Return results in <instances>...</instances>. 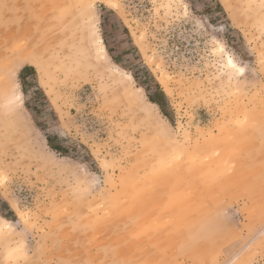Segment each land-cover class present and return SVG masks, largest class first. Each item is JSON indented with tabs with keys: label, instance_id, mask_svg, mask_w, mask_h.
<instances>
[{
	"label": "rangeland",
	"instance_id": "374dc122",
	"mask_svg": "<svg viewBox=\"0 0 264 264\" xmlns=\"http://www.w3.org/2000/svg\"><path fill=\"white\" fill-rule=\"evenodd\" d=\"M81 2L0 0V92L31 140L0 150V264H264V0ZM71 3L139 108L47 55L21 82Z\"/></svg>",
	"mask_w": 264,
	"mask_h": 264
},
{
	"label": "bare ground",
	"instance_id": "6f19581e",
	"mask_svg": "<svg viewBox=\"0 0 264 264\" xmlns=\"http://www.w3.org/2000/svg\"><path fill=\"white\" fill-rule=\"evenodd\" d=\"M81 1L83 2V0ZM71 2L73 3V1ZM103 2L109 3L106 0H103ZM72 3L65 12L64 17L54 25L55 28H53L50 38H45L43 44L41 43V37H37L39 41L33 39V37L24 41L22 46L26 51L25 55L21 56L20 62L39 68L42 62L44 63L43 58L46 55L51 59L55 58L56 61H60L58 70L61 74L83 81L96 80L103 82L107 91H110L112 100L120 101L123 99L131 106L139 108V94L142 96V89L138 86H136L135 91L129 89L127 83L130 82L132 76L128 72L121 73L120 69L111 64L113 62H109L110 58L106 54L101 38L89 28V23L93 18L92 14L85 12L83 7L77 10ZM110 5L107 6L110 7ZM70 15L71 17L68 20ZM48 32L50 33V31ZM53 38H56V41L51 43ZM101 89H104V87H101ZM19 98L18 93L7 87L0 92V150L3 153L9 150H18L22 146L31 144L28 136L30 130L20 117ZM145 105H140L141 110L152 120L156 117L152 116V109L156 105L149 100H146ZM154 126L156 131L160 132L157 120Z\"/></svg>",
	"mask_w": 264,
	"mask_h": 264
},
{
	"label": "trees",
	"instance_id": "16d2710c",
	"mask_svg": "<svg viewBox=\"0 0 264 264\" xmlns=\"http://www.w3.org/2000/svg\"><path fill=\"white\" fill-rule=\"evenodd\" d=\"M25 71H31V72H35L34 71V68L32 67V66H25L24 68H22L21 69V71H20V73H19V78L21 79V82H22V78H23V73L25 72ZM148 77L149 78H151L152 80H153V78L148 74ZM153 82H154V80H153ZM23 83V82H22ZM154 87H155V89H156V94L159 96V97H161V99H163V98H165V96H164V94H163V92H162V90L160 89V87H159V85L156 83V82H154ZM40 92H42L41 90H40ZM45 100H46V98H44ZM148 99H149V101L150 102H152V103H154L156 106H158L159 107V109H160V111L162 112V114L164 115V116H166V114L164 113V110H163V102L161 101V99L160 98H154V97H151V96H149L148 97ZM27 106V105H26ZM54 139H55V137L54 136H46V141H47V145L49 146V148L51 149V150H53V151H55V152H57V153H60L61 155H67V150H65V148H62L61 146H59V145H56L55 143H54Z\"/></svg>",
	"mask_w": 264,
	"mask_h": 264
},
{
	"label": "snow or ice",
	"instance_id": "6c2138e0",
	"mask_svg": "<svg viewBox=\"0 0 264 264\" xmlns=\"http://www.w3.org/2000/svg\"><path fill=\"white\" fill-rule=\"evenodd\" d=\"M229 63H231V61H229ZM241 71H242V69H241Z\"/></svg>",
	"mask_w": 264,
	"mask_h": 264
}]
</instances>
